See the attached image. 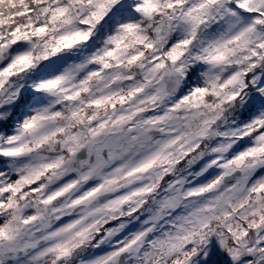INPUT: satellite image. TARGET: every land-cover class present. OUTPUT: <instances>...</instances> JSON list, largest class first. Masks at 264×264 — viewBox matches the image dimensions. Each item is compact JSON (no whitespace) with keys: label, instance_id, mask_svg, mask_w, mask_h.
I'll return each mask as SVG.
<instances>
[{"label":"rangeland","instance_id":"rangeland-1","mask_svg":"<svg viewBox=\"0 0 264 264\" xmlns=\"http://www.w3.org/2000/svg\"><path fill=\"white\" fill-rule=\"evenodd\" d=\"M130 22L132 24L135 19H131ZM208 24L212 27L213 24L216 25V22L212 24L208 21ZM212 28L216 30V35L218 28ZM120 30L122 29L118 31ZM173 30L180 31L181 26L175 25ZM222 30L220 27L216 35L217 40L214 42L222 51H228V48L219 40ZM122 37H124L123 32L116 33V40ZM29 40L30 38H27L28 44H25L24 40L22 53L28 52L25 45L30 44V48L31 46L33 48ZM101 43L104 45L103 41ZM3 48L0 50V69L15 54H20L14 52L15 43H8ZM217 49L215 47L211 52L214 59L218 56ZM9 50L13 52L9 57H4ZM91 50L101 53L98 46L93 48L92 41L87 40L72 49L56 48L53 54L48 56L51 59L63 57L62 60H53L60 66L55 63L49 65L53 66L54 73L58 75H45V80L48 82H50L49 79H59L53 83L50 82L51 86H47L49 89L47 93L57 94L55 101L57 103L53 107L50 103L55 100L54 98L51 97L50 101L48 98L33 97L28 113L23 116L25 125L18 129H24L41 115H53L56 126L60 127L61 123L60 128H62L57 141L59 146L68 148L70 143H73L77 148L78 143L83 141L82 131L72 130L70 125L84 118L85 120L81 121L82 127L89 125L90 119L92 124L97 123V127L88 132L91 138L69 160L68 171L60 172L52 177H44L50 169L58 171L57 163L62 156L55 150L56 143L50 146L51 143L45 139L41 140L47 132L38 134L37 138L41 140L37 145L38 150L32 149L31 153L24 152V155L18 156L15 160L16 164L0 169V199L2 200L0 205H7L6 210L2 207L3 210L0 211V233L2 234L0 264H76L80 261L79 257L86 254L92 245L96 247V250L90 252L92 256L85 258L88 260L85 264H173L174 261L178 264H254L260 258L264 259L262 258L264 257V224H262L264 216L262 225H259L254 222L255 213L249 212V204L256 205L255 198L252 197L255 196V192H257L258 201L264 200V193L259 192L263 188L264 173L255 178V186L249 185L260 170L264 171V150L262 149V152L260 151L261 153L257 155L260 160L257 159L255 164L252 161L246 164L245 153L252 152L253 145L239 150L241 140L235 138L236 131H242L235 126V123L244 115L235 112L236 114L231 117L235 123H227L225 117L219 118L221 115L217 111L213 112L205 108L200 110L196 106L191 107L190 111L188 108L172 106L176 95L167 97L163 85L154 84L163 74L172 70L167 71L162 66L151 69L147 63L142 64L145 62L143 60L138 68H132L130 64H118L117 69L111 64L101 68L96 58L82 61V66L77 67L67 64L68 61L64 60L65 57H74ZM110 50L111 47L108 48V51ZM207 53L208 50L199 49L196 59L200 65H206L209 60L206 59ZM243 56V54L233 56L231 61L236 58L244 60ZM255 56L249 58L244 66L245 69L250 67L249 62L253 64ZM124 59L128 58L124 57ZM211 60L210 58V64H213ZM218 61L221 62V57ZM218 65L219 63L216 66ZM58 67L61 69H57ZM121 67L124 68L122 72H120ZM216 69L219 73V69ZM241 69L243 71V68ZM37 70L34 68V71L37 72ZM94 74V82L90 83ZM251 76L255 79L254 83L255 81L261 83L264 80L255 71H250L240 78L242 81L240 86L243 87L246 83L248 87L247 83ZM143 77L150 86L144 93H137L141 91L137 88H142ZM164 77L169 79L171 74H166ZM202 78L203 70L196 79L198 85ZM250 80L253 82L252 79ZM8 82L10 83L7 87L10 90L7 93L4 91L6 83L0 85V123L4 113L19 99L20 86L27 92L31 88L27 78L22 81L20 77H13ZM254 83L251 86H254ZM125 88L131 89L130 95H135L131 98L122 97L115 105L113 96ZM76 89H81L82 93L74 94ZM83 93L85 94L82 95ZM155 96L159 98L157 100H160L161 108L153 112L156 106L147 107L146 103H155L157 101L154 99ZM162 99L165 100L162 101ZM144 101L147 102L144 103ZM109 102L114 105L111 111L110 109L102 112L98 109L90 112L88 110L97 103ZM134 108L136 111L130 120L129 112ZM113 110L116 111L115 115L111 113ZM261 111V109L257 110L248 118L252 124L258 123L259 128L264 127V112ZM164 114H168L171 118L168 125L161 118ZM87 116L91 118L86 119ZM156 116L161 119L157 120ZM126 118L133 126L131 130H123V121ZM183 121L185 123L181 125ZM141 122H149V124H140ZM252 124H249L248 130ZM218 125L223 129L226 128L221 130L220 137L212 129ZM179 126L182 127V131L177 130ZM52 128L48 127V129ZM169 128L171 131L168 132ZM17 132V129H14L11 136L17 135ZM130 132L133 134L130 135ZM171 132L176 134L172 140L175 142L162 159L163 151L161 150L166 143L165 141L157 142L164 138L165 133L169 136ZM213 133L217 135L216 145L212 147L209 145L210 149L205 152L192 153L194 148L203 143L201 139L213 141L214 139L208 137ZM62 137L71 139L65 142L61 139ZM156 137L158 138L154 139ZM7 138L4 136L5 140ZM54 138L57 139L55 136ZM227 141L229 142L226 143ZM245 143L250 142L245 141ZM3 144L8 142L0 146ZM46 144H49V147L45 149L43 145ZM20 146V143L14 141L10 150L18 149ZM133 147L135 152L132 151ZM229 151L234 156L231 159L227 154ZM133 154L134 157L136 155V160L147 156L144 162L141 161L137 166L132 180L128 179L131 174L129 177L125 174L124 178L119 179L123 176L121 170L125 169L129 163L127 159ZM206 159H208L207 162ZM113 162H116V167L108 172L112 174L108 176L105 183H100L101 169L105 166L107 168ZM204 163L205 166H202ZM236 163L240 167H237ZM76 169L83 174L82 179L78 178ZM23 171L28 172L24 184L29 185V180L34 182L33 177L38 180L34 185L29 186L31 191H34V195L26 199L25 205L10 195L11 190L15 193L21 190L22 194L26 195ZM236 172L240 174L236 175ZM197 174L198 179L195 180ZM234 174L236 175L234 181L225 183L223 177ZM65 177L67 179L61 182L60 180ZM91 179H94V184H91L92 187L89 190L83 192L85 185L93 182ZM47 182L51 183L49 186H55L57 182L58 185L62 184V187H59L60 197L50 196V194L45 197L42 194L43 190L49 187ZM186 186L194 188L193 192H196L197 198H190L191 194L185 191ZM68 189L70 193L75 190L80 191L69 204L71 205L69 209L64 205H58L62 203L61 197ZM204 190L207 193L204 196L200 195ZM35 191L38 193L36 194ZM48 192H50L49 189ZM55 193L58 194V192ZM148 199L153 200L154 206L151 212L154 215L149 216L146 212L148 216H142L143 206L149 203ZM48 208L57 209L51 211ZM63 212L70 216L69 219L62 221ZM132 216L133 222L136 220L138 222L130 229L128 218ZM219 217L222 222L215 226L213 222ZM50 226H58L59 237L55 240L48 235L47 230ZM96 231L101 232L97 240L92 237V235L100 234ZM147 239L150 240L147 242ZM103 243L104 245L109 243V248L104 247ZM65 244L68 248L67 252L65 248L57 250ZM52 255L54 257L60 255V257L54 261Z\"/></svg>","mask_w":264,"mask_h":264},{"label":"trees","instance_id":"trees-1","mask_svg":"<svg viewBox=\"0 0 264 264\" xmlns=\"http://www.w3.org/2000/svg\"><path fill=\"white\" fill-rule=\"evenodd\" d=\"M168 16L170 18H168ZM131 19H135V22L132 24L129 23ZM208 21H211L212 24L216 22V25L213 24L212 27L218 28L217 33L220 27L223 29L222 36L219 40L228 48V51H222L219 46H216L214 41L217 40L218 36H216L217 33L215 35L216 30L209 27ZM230 21H241L245 24L240 26L237 30H231L226 24ZM186 22L188 24H186ZM175 25L181 26V30L174 31L173 26ZM120 28L122 29L121 33L123 32L124 37L120 40H116V33L119 32L118 30ZM167 31L170 33L166 34L165 32ZM233 31L240 33V41L238 43L235 41ZM27 38H30L29 41L32 42L33 48L32 46L30 48V44L25 45L28 52L22 53L21 49L24 48V40L25 44H28ZM87 40H89V42L92 41L93 48L98 46V50H100L101 53H95V51L91 50L86 51L84 54L79 53L74 57H65L64 60L68 61L67 64L75 65L76 67L82 66V61L96 58L101 68L110 66V64L111 66H115V69H117L116 67L118 64H130L132 68H138L140 67L139 63L143 60L145 62H142V64L147 63L151 69H155V66H162L166 68L167 71L172 70L181 72L184 75V82L177 93H175L176 96L174 95L175 100L172 106L188 108L190 111L191 107L195 106L200 108V110L205 108L213 110V112L217 111L219 115H221L219 118L225 117L227 123H235L231 117L236 114L235 112H240L244 116L235 123V126L242 130L236 131L235 136L236 139L241 140L239 143V150L253 145L254 150L253 148L252 150L254 152L245 153L247 157L245 162L247 164L252 161L255 164L256 161L260 160V157H257V155L262 152V149L264 150V127L259 128L256 122L253 123V125L248 118L250 114L254 115L257 110L261 109L264 112V80L261 81V83H256V81L254 83L255 79L251 76L250 79H252L253 82L249 79L247 83L248 87L246 83H244L242 87L240 86L242 82L240 78H242L244 74L247 75L250 71H255V73H258V75L264 79V0H0V50L4 49L3 47H6L8 43H15L16 49H14V52L20 53H14V57L6 61L2 69H0V85L6 83L7 87L10 83L8 81L11 78L20 77L22 81H24V78H27V83L31 86L28 92L20 86L18 91L19 99L15 101V104L8 108V110L6 109L7 111L4 113L0 123V144L8 142V144L0 146V169L2 167H10L13 163L16 164L15 160L18 156L24 155V152L31 153L30 150L37 149V145L40 141L45 139L48 143H51L50 146H52V143H56L55 150L59 151L57 154L62 155L57 163L58 171L55 172V170L50 169L46 176L44 175V177H52L60 172L68 171L69 160L80 148L85 146L88 139L91 138L88 132H91L92 128L97 127V123H95V125L92 124V120L90 119L89 125L87 124L82 127L81 121H84V118L76 120L70 125V129L82 131L81 135L83 136V141L78 143L77 148L74 147L73 143H70L68 148L63 145L59 146L57 141L59 132L62 128H60L61 123L59 124L60 127L56 126V122L54 123V118H52L55 117L53 115H41L35 122L28 124L24 129H18L25 125L23 116H26L28 113V108L31 105L30 103L33 97H38L39 99L48 98L50 101L52 97V99H55L50 103L53 107H55L57 103L55 102L57 100V94L52 92L47 93L49 90L47 86H51L50 82L53 83L59 79H49L50 82H48L45 80V75H52L54 73L53 66L49 65L55 63V65L60 66L53 60H62L63 57L51 59L48 58V56L53 54L56 48L66 47L72 49L74 46H78L80 43ZM101 41L104 42V45ZM226 41H233L234 44L228 45ZM109 47H111L110 51H108ZM215 47L218 48L216 52L218 56L216 59H214V55L211 54ZM200 48L204 51L208 50L206 59L209 60L206 62V65H200V62L196 59L197 55H199ZM11 52L13 51L9 50L7 55L4 54V57H9ZM242 54L244 55V60H237L236 58L231 61L233 56ZM254 56L255 61L253 64L249 62L248 65H250V67L245 69L244 66L248 63L249 58ZM124 57L128 59L125 60ZM220 57L221 62L218 61ZM210 58L213 64H210ZM218 63L219 65L216 66ZM34 68L38 69L37 72L34 71ZM59 68L60 67L57 69ZM216 68L219 69V73H217ZM241 68H243V71ZM123 69L124 68L121 67L120 72H122ZM202 70L203 78L198 85L196 79ZM94 78L95 74L92 75L90 83L94 82ZM253 83L254 86H251ZM154 84L158 85L159 80ZM149 86V82L143 77L142 88H137L141 91L137 93H144ZM79 90L76 89L74 94H78V92L82 93L81 89ZM4 91L6 93L9 92L6 90ZM130 93L131 89L125 88L122 89V92L113 96L115 105L122 97L131 98L135 95H130ZM84 94L85 93L82 95ZM154 99L157 100L159 98L155 96ZM164 100L165 99H162V101ZM67 101L69 102V100ZM145 102L147 101H144V103ZM160 103V100H157L155 103L147 102L146 104H148L147 107L156 106L153 110V112H155L161 108ZM177 104L179 106H176ZM113 108V103L109 102L97 103L93 108L88 110L90 112L93 109H98L102 112L103 110L108 111L109 109L111 111ZM135 111L136 108L131 109V112H129L131 113L130 120L134 117ZM111 113L115 115L116 111L113 110ZM168 116V114H164L161 117L166 125L171 121V118ZM199 117L201 120V116ZM89 118L91 117H86V119ZM156 118L159 120L161 119L159 116H156ZM155 120L154 118V121ZM184 123L185 121H183L181 125ZM123 124V130H131L133 128L128 118L123 121ZM140 124L148 125L149 122H141ZM249 124H252V126H250L248 130ZM48 127L53 128L48 129ZM14 129H17V135L14 134L11 136ZM212 129L217 132L218 137H220L222 134L221 130H225L226 128L223 129L218 125ZM177 130L182 131V127L179 126ZM1 131H3V133H1ZM169 131H171V128L168 129V132ZM45 132H47V135L41 140H38V134H45ZM167 133H165L162 140H158L157 142L165 141L166 143V146L161 150L163 151L161 154L162 159H164L167 150L172 148L175 142V140H172L176 134H172L171 132V134L167 136ZM132 134L133 132H130V135ZM4 136L8 138L5 140ZM54 136L57 139H55ZM157 138L158 137L154 139ZM61 139L68 142L71 138L62 137ZM14 141L20 143L21 146L18 149L10 150L12 149L10 146ZM201 141L203 143L194 148L192 153L195 154L197 151L205 152V150L210 149L209 145L210 147L216 145V141H209L205 138L201 139ZM245 141L250 143L247 144ZM228 142L229 141L226 143ZM43 147L46 149L49 147V144L43 145ZM132 151L135 152L134 147ZM227 154L230 156V159L234 157L231 151ZM192 155L193 154H191V156ZM146 156L141 160H136V155L134 157V154L129 157L127 159L129 163L125 169L121 170L123 176H120L119 179L124 178L125 174L128 177L131 174L128 179L132 180L133 173L137 171V166L141 161L144 162ZM207 161L208 159H206V162ZM202 166H205V163L204 165L202 164ZM236 166L240 167L237 163ZM114 167H116V162L109 164L107 168L105 166L101 169L100 183L106 182L108 176L112 174V172H108ZM193 173H195V171ZM263 173L264 171L260 170L258 174L252 178L251 181L253 182L250 181L249 185L255 186V178H258V176ZM27 174L28 172L26 171L22 172L23 184L26 181L25 177ZM38 175L39 173L36 174L37 177ZM77 175L79 179H82L83 174L79 173V169L77 170ZM33 179L35 181L32 182L29 180V185L24 184V186L26 185L24 191L27 192L25 196L22 194L21 190L16 191L17 194L13 192V190L10 192V195L16 197L18 202L22 205L27 204V200L32 197L30 195H34V191H31L29 186L34 185L38 180H36L35 177H33ZM66 179L67 177L62 178L60 181L64 182ZM194 179H198V174ZM91 180L93 182H89L85 185L83 192L92 187L91 184H94L95 181L94 179ZM48 183L49 182H47V186L51 185V183ZM59 187H62V184L58 185L57 182L55 186L48 187L50 192H48V189H45L42 194L45 197L48 194H50V196L60 197V190H57ZM70 189L66 190L65 195L61 197L62 203H58L59 206L64 205L69 209L71 206L69 204L72 203L74 200L73 198L79 195L80 191L75 190L70 193ZM186 190L188 194H191V199L197 198L198 195L195 194L196 192H193L194 188L186 186L185 191ZM54 192H58V194H54ZM259 192L264 193V184ZM35 193L37 194L38 191H35ZM206 193L207 191L204 190L200 195L204 196ZM256 196L257 192H255V196H252L255 198L256 205L254 204L252 206V204H249L250 211H248L255 213L254 222L262 225L264 224V222L261 224L264 216V200L261 201V203L257 200ZM0 201L2 200L0 199ZM35 202L37 203V201ZM148 202V204L143 206L142 216H148V214L154 215V213L151 212L154 206L153 200L148 199ZM58 205L56 206L59 207ZM2 207L6 210L5 207H7V205H0V211L3 210ZM48 209L54 211L57 208ZM146 212L148 214H146ZM63 213L62 221L69 219L70 216L65 212ZM132 218L133 216L128 218L130 229L135 227L138 222L137 220L133 222ZM212 221L211 219V222ZM221 222V217H219L213 223L215 226H218ZM57 228L58 226H50L47 230L48 235H51L53 240L59 237ZM96 232L100 234L98 236L92 235L95 240L101 236V232ZM108 244L104 245L103 243L104 247H108ZM94 247L95 246L92 245V248H90L86 254L84 253L83 256L79 257L80 261L76 264H85V261H88L85 260V258L92 256L90 252L96 250V247ZM62 248H65L67 252L68 248L66 244L57 250ZM202 248L204 250V247ZM57 257H60V255L55 257L52 255L54 261L58 260ZM172 263L178 264L176 261Z\"/></svg>","mask_w":264,"mask_h":264},{"label":"bare ground","instance_id":"bare-ground-1","mask_svg":"<svg viewBox=\"0 0 264 264\" xmlns=\"http://www.w3.org/2000/svg\"><path fill=\"white\" fill-rule=\"evenodd\" d=\"M226 24L231 30H237L240 26L244 25L245 23H242L241 21H230V22H227ZM226 43H228V45L234 44L233 41H226ZM4 90L9 91L10 89L4 85ZM208 140L212 141L210 139H208ZM57 190L59 191L60 188H58ZM0 231H1V229H0ZM1 236H2V234H1ZM1 236H0V238H1Z\"/></svg>","mask_w":264,"mask_h":264},{"label":"water","instance_id":"water-1","mask_svg":"<svg viewBox=\"0 0 264 264\" xmlns=\"http://www.w3.org/2000/svg\"><path fill=\"white\" fill-rule=\"evenodd\" d=\"M177 77L179 78V81H181V77H180L179 75L175 76L174 78H177ZM211 136H212V137H211ZM211 136L209 135L208 137H209V138H212V139L215 140L216 136H215L214 134L211 135ZM238 174H240V173L236 172V175H238ZM236 175L234 174V175H232V176H230V177H225V178H224L225 183H229V182L234 181ZM254 264H264V259H260V260H258L256 263H254Z\"/></svg>","mask_w":264,"mask_h":264}]
</instances>
